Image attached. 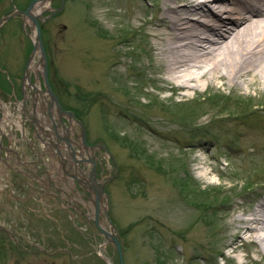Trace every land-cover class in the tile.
<instances>
[{
    "label": "rangeland",
    "instance_id": "1",
    "mask_svg": "<svg viewBox=\"0 0 264 264\" xmlns=\"http://www.w3.org/2000/svg\"><path fill=\"white\" fill-rule=\"evenodd\" d=\"M31 1L0 0V18L13 6L25 10ZM152 3L147 0L143 7L148 10ZM60 5L61 0H52L41 15L49 16ZM105 10H110L109 0H64L63 9L41 29L51 89L76 121L72 122V139L80 141L75 131L79 135L83 131V143L91 147L82 153L75 147L80 174L88 177L91 159L98 181L105 183V197L96 214L94 194L79 186V203L73 212L66 196L61 208L49 196L42 199V194L20 187L28 179L18 185L17 171L8 169L11 180L0 192V227L4 229H0V264H120L117 248L99 231L96 220L116 236L123 264H214L209 256L216 258V264H264L263 251L256 252L246 239L238 240L239 252L224 246L236 230L234 217L264 198V110L248 112L264 107V93L248 90V96L246 92L234 96L219 86L183 96L180 91L147 87L154 95L145 96L140 82L137 89L126 85L122 76L129 70L124 67L112 81L106 78L110 87L102 77V82L94 81L91 43H100L101 53L114 60L117 56L107 51L109 42L101 35L108 31L113 37L127 38L131 31L114 24L107 12L100 17ZM32 30L19 18L0 28V101L15 116L14 101L21 100L20 84L33 46ZM131 49L123 51L127 64L135 60ZM22 89L27 91L24 85ZM155 95L164 102L159 103ZM108 104L141 117L149 133L129 126L123 118L112 120ZM94 111L98 116L95 130L89 125ZM233 116L238 122L230 121ZM28 124L25 136L33 133ZM20 131L9 125L0 133V145L13 136L21 139ZM30 142L41 150L35 141ZM0 155H5L2 148ZM201 176L208 182H201ZM62 187L68 193L64 183ZM18 197L25 199L23 203ZM195 219H200L192 224L195 241L204 246L192 251L199 258L191 262L186 229ZM224 220L233 226L231 234L222 230Z\"/></svg>",
    "mask_w": 264,
    "mask_h": 264
},
{
    "label": "bare ground",
    "instance_id": "2",
    "mask_svg": "<svg viewBox=\"0 0 264 264\" xmlns=\"http://www.w3.org/2000/svg\"><path fill=\"white\" fill-rule=\"evenodd\" d=\"M145 1L147 0H109L110 10L98 14L100 17L110 14L114 24L121 23L131 31L127 38L113 37L108 31L101 35L104 41L109 42L110 48L106 47L107 51L110 50L117 56L114 60L101 53L104 48H101L100 43H91L90 60L94 81L99 83L104 80L106 86L110 87L107 80L112 81L116 73L122 74L124 71L121 67H124L129 70L122 76L126 85L131 83L137 89L136 83L140 82L145 96L154 95L146 90L147 87L156 88L157 91H180L183 96L189 91L219 86L228 88L234 96H242L248 90L261 95L264 93V0H154L155 3L150 4L148 10L145 4L143 7ZM45 7L46 4L38 6L36 12H41ZM112 7L114 10H111ZM133 38L135 40L132 41ZM128 48H132L137 63L133 60L127 64L122 59L125 56L123 51ZM110 90L112 91L111 88ZM110 90L106 92L112 94ZM248 95L246 92V96ZM154 97L159 103L164 102L158 95ZM108 109V116L112 120L123 118L129 126L149 133L150 130L141 117L125 109L116 111L110 104ZM259 109L264 110V107H255L248 112ZM238 119L233 116L230 121ZM97 123L98 116L95 113L89 125L95 130ZM16 127L19 129L17 123ZM75 133L80 136L76 131ZM80 149L79 152L82 153L85 148ZM85 150L89 152L90 149ZM22 162H26L25 156L22 157ZM6 180L9 181L10 178ZM200 181L208 182L203 176ZM4 184L0 179V191L5 190ZM233 220L237 222L234 225L236 230L230 235L232 241L226 242L224 246L239 252L241 247L237 242L243 238L256 252L264 253V198L257 202L255 208L238 213ZM196 221L199 222L200 219L190 222L186 229L189 246L187 256L191 262L199 258L192 251L204 246V242L195 241L196 226L192 228V224ZM222 227L223 231L230 230L228 234L233 231V226L226 220ZM198 232L201 235L203 229L200 228ZM240 233H245L244 237ZM209 259L216 264L215 257L209 256Z\"/></svg>",
    "mask_w": 264,
    "mask_h": 264
},
{
    "label": "flooded vegetation",
    "instance_id": "3",
    "mask_svg": "<svg viewBox=\"0 0 264 264\" xmlns=\"http://www.w3.org/2000/svg\"><path fill=\"white\" fill-rule=\"evenodd\" d=\"M11 9H12V7L9 8L8 10L4 11V14L9 12ZM43 27H44V25L42 26L41 29H43ZM31 81L35 82L34 79H31ZM41 82L43 85L44 81L41 80ZM23 84H24V80L22 79V84H20L21 94H23L22 89H21ZM49 84L51 86L50 80H49ZM51 88H52V86H51ZM54 94L57 96V99H58L60 105L63 107V103H62V100L60 98V95L55 93V92H54ZM31 96H32V100H34V102H35L34 105L36 104V106L38 108H40V110L42 108H49L51 103H52L51 100L45 95L39 94V96L36 97V93L34 91H31L30 99H31ZM30 105L32 106L31 103H30ZM52 107H54V105ZM42 116L43 115H41L39 113V117L41 120L43 119ZM54 119H55L56 130H57L60 128V125L57 123V120H56L57 116H56V118L54 117ZM32 140L35 141V144H37L39 146V140L40 139L38 138L37 135H34ZM65 140H67V139H65ZM24 144H26V146L23 145V141H22L20 143V146L27 148L28 154L29 155L32 154V156H33V160L28 163V164H30V166H27L29 168V170H28L29 174L26 176L27 179H29V181L32 180L37 185L41 186V190H40L39 194H42V196H41L42 199L45 198V195L49 196L51 198V200H54L58 206L63 208L62 203H63V200L65 199L64 198L65 194L61 188V183L63 181V175L60 173L61 169H63V162H62V159L60 157H58L59 151L56 149V153H55L56 157L54 158V162H52L51 166L49 167L50 172L48 173V170L46 169L45 164L42 162V158H43L45 152L43 150L39 152V149L33 148L30 141H25ZM18 151H19V155H14V159H13V162L15 164H20V162L18 161V158H20L22 155V152H24L21 149H18ZM21 165H22L21 167H25L23 164H21ZM41 169H43V170H41ZM70 172L72 174H69V175H71L70 176L71 179L68 180L69 191H68L67 196H66V201L68 203V206H71L70 208L73 210V212H75L76 205H78V203H79L80 177H79L78 171L75 170L74 168H72V170H69V173ZM20 187H26V186H20ZM89 188H93V187L90 185ZM19 192H20V190H19ZM0 229L4 230L2 227H0ZM59 251H61V249ZM41 252L47 253L49 255H53L52 252L47 251V250H41Z\"/></svg>",
    "mask_w": 264,
    "mask_h": 264
},
{
    "label": "water",
    "instance_id": "4",
    "mask_svg": "<svg viewBox=\"0 0 264 264\" xmlns=\"http://www.w3.org/2000/svg\"><path fill=\"white\" fill-rule=\"evenodd\" d=\"M51 1L52 0H33L31 3H29L26 10H24V11L14 10L10 15L3 17L0 20V26L4 22L8 21L9 19L20 16L25 25L33 27L32 34H31V41L33 44V49H32V52H31L29 58H28V61H27L26 73H28L29 70L33 71V69H34V71L36 70L38 72L41 70L40 74L43 77L45 93H42L41 90H38L34 86H30V87H32V88L34 87L35 91L39 94H43V95L46 94L56 105V110H57L58 115H59V122L61 124H63V119L65 118L69 122V125L71 126L73 121L76 122L75 118L73 117V114L71 112L64 111L61 108V106L59 105V102H58L56 96L54 95L53 91L51 90V87H50L49 82H48L46 55H45V51L43 48V43H42V39H41V31H40V27L42 26V24L45 21H47L49 18H51L52 16H54L56 13H58L59 11H61L63 9L64 0H61L60 7L58 9H56L55 11H53L51 13V15H49L48 17H43L41 15L43 12H41V13L36 12L37 11L36 9L38 8V6H43L45 4H49ZM37 67H39V68L41 67V69H37ZM27 79L29 81V75L27 76ZM48 113H49L48 116L52 120L50 110ZM81 138H82V141H84L83 131H81ZM92 182L96 187L99 188V191H97V193H96V201H95L96 211L98 212L99 211V209H98L99 208V201L101 200V197L105 195V183L99 184L97 182L95 174H94V168H92ZM96 225H97V228L99 229V231L106 238H108V240L110 242H112L114 244V246L117 248V250L119 252V256H120V264H123L122 259H121L122 252H121V248L119 246V243H118L116 236L112 232H107L105 229H102L101 227H99L97 220H96Z\"/></svg>",
    "mask_w": 264,
    "mask_h": 264
}]
</instances>
